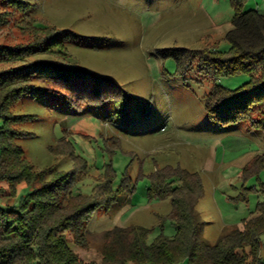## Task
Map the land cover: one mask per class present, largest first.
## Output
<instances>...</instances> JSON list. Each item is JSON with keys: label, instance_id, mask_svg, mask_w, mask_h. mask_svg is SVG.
<instances>
[{"label": "rangeland", "instance_id": "374dc122", "mask_svg": "<svg viewBox=\"0 0 264 264\" xmlns=\"http://www.w3.org/2000/svg\"><path fill=\"white\" fill-rule=\"evenodd\" d=\"M238 1L244 10L264 12V0ZM235 11L233 0H0L1 44L21 46L62 31L64 46L36 51L24 63L80 70L118 88L107 92L105 101L80 107L55 94L29 91L10 107L26 116L16 124L21 134L14 141L37 169L75 171L73 191L83 194L91 195L110 172L114 190L123 188V180L132 190L112 209L102 205L93 212L88 247L76 245L69 233L84 260L101 263L103 233L115 226L148 228V243L161 234L175 235L170 196L160 198L151 188V174L164 168L187 170L201 182L195 208L206 242H216L227 226L241 227L264 203V166L244 170L250 161L264 159L263 128L249 121L217 123L208 117L204 100L215 83L235 89L251 74L214 75L197 53L181 73L174 57L158 53L166 47L227 52L225 34ZM20 63L0 61V70ZM178 174L171 178L179 184ZM25 185H17L20 194L29 190ZM0 186L5 192L0 205H14L18 198L8 196V182Z\"/></svg>", "mask_w": 264, "mask_h": 264}, {"label": "trees", "instance_id": "16d2710c", "mask_svg": "<svg viewBox=\"0 0 264 264\" xmlns=\"http://www.w3.org/2000/svg\"><path fill=\"white\" fill-rule=\"evenodd\" d=\"M233 3L235 15L225 34L230 43L227 52L218 48L166 47L158 53L174 57L181 73L189 70L195 53L214 75L249 72L252 78L235 89L215 83L204 98L206 113L217 123L249 121L264 130V12L244 10L238 0ZM3 21L0 17V24ZM61 32L56 30L21 46L0 43V61H21L0 70V182H8V196L18 198L14 205H0V264H97L84 260L68 235L76 245L88 247L87 225L93 212L102 205L112 209L123 194L132 191L125 180L123 188L114 190L110 172L97 181L91 195L74 192L75 171L53 166L37 169L14 141L21 134L16 124L26 116L13 113L10 107L24 92L55 94L80 107L103 102L110 97L107 92L118 91L109 80L96 79L80 70L60 72L50 64L23 62L25 56L36 51L64 46ZM262 166L264 159L253 160L244 170L255 172ZM162 170L151 174V188L160 198L170 196L175 235L161 234L148 243V228L115 226L103 233L100 264H263L260 247L264 203L257 205L241 227L227 226L216 242L209 243L199 236L201 220L195 206L202 195V184L198 177L187 170H179L181 175L167 168ZM176 174L182 184L171 178ZM21 182L26 184L23 188H29L26 193L17 191ZM4 193L0 186V196Z\"/></svg>", "mask_w": 264, "mask_h": 264}, {"label": "built area", "instance_id": "2783aa9c", "mask_svg": "<svg viewBox=\"0 0 264 264\" xmlns=\"http://www.w3.org/2000/svg\"><path fill=\"white\" fill-rule=\"evenodd\" d=\"M262 243H263V245H264V241H263Z\"/></svg>", "mask_w": 264, "mask_h": 264}]
</instances>
